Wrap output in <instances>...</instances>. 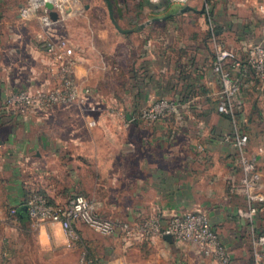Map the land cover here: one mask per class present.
<instances>
[{
    "label": "crops",
    "instance_id": "obj_1",
    "mask_svg": "<svg viewBox=\"0 0 264 264\" xmlns=\"http://www.w3.org/2000/svg\"><path fill=\"white\" fill-rule=\"evenodd\" d=\"M172 4L179 7L169 10ZM18 6L13 21L6 14L9 4L0 0V205L7 207L17 223L36 226L41 252L69 241L58 219L33 222L25 215L27 211L16 213L33 191L59 204L62 194L72 196L78 189L100 216L135 225L152 216L164 226L173 214L194 207L199 180L232 185L239 179L236 151L224 139L234 125L217 110L221 81L212 70L216 41L233 49L245 70L234 124L248 135L246 152L258 159L264 196V86L247 65L250 46L264 44V0H187L170 3L144 21L139 19L140 12L155 9L143 5L124 24L111 20L115 34L109 40L105 36L109 49L93 40L89 45L84 40L57 36L75 60L76 80L91 93L86 101L25 115L2 109L6 94L36 83L54 84L55 74L51 57L21 24L27 17L22 4ZM117 12L130 14L126 9ZM209 18L214 26L212 34ZM60 23L57 19L48 25ZM227 66L234 75L240 74L233 64ZM102 76L105 79L100 80ZM162 96L179 103L175 116L147 123L137 115L139 108ZM55 111L61 114L56 120L62 134L58 136L45 129V125H53L45 114ZM34 126L43 129L34 132ZM203 157L210 161L206 162L208 174L202 165L197 167ZM60 172L70 182L67 187L57 185L60 178L50 176ZM47 179L52 184H46ZM54 189H58V199ZM231 193L216 212L203 211L228 249L231 264H250L253 246L248 252L244 245L250 229L237 214L244 199L237 192L233 191L234 196ZM3 219L0 212V222ZM255 221L264 232V197ZM75 227L93 264H215L196 245L164 235L137 234L125 240L121 234H97L82 223ZM86 230L108 243L91 240ZM3 236L0 231V238ZM1 247V260L7 259L9 252L15 253L13 245L2 247V251Z\"/></svg>",
    "mask_w": 264,
    "mask_h": 264
},
{
    "label": "built area",
    "instance_id": "obj_2",
    "mask_svg": "<svg viewBox=\"0 0 264 264\" xmlns=\"http://www.w3.org/2000/svg\"><path fill=\"white\" fill-rule=\"evenodd\" d=\"M67 0H26L29 14L45 23L53 21L45 3L52 5L58 17L63 11V5ZM158 5L155 10H163L170 3H184L187 0H151ZM49 24V22H46ZM209 30L214 32V26L209 18ZM42 50L51 57L54 75V84L36 83L29 87L15 89L6 94L2 101V109L15 113H43L59 104L86 101L91 89L81 85L75 78V60L71 58L66 43L63 40L39 39ZM233 64L240 71L234 75L228 68ZM247 65L255 72V76L264 86V44L255 43L250 46ZM241 63L233 49L224 42L216 41L213 72L217 73L221 81V89L218 92L217 110L228 114L233 122V129L225 135L224 139L229 142L236 151L235 161L240 170V177L232 184V190L242 195L244 204L241 205L237 214L249 224L253 246V264H264V235L255 236L253 223L258 212L259 204L263 200L262 174L259 169L258 159L246 152L248 135L240 131L234 124L236 117L237 96L241 87L245 84L243 78L245 70L241 69ZM114 111V110H112ZM179 111V103L167 97H158L149 105L138 109L137 115L147 123L155 122L159 118L175 114ZM24 205L27 206L28 217L33 222L50 223L58 219L61 229L69 243L79 241L75 224L82 223L93 232L109 236L121 234L125 240L153 234H170L172 239L178 242H189L196 245L205 256L214 260L215 264H231V256L228 249L221 241L217 231L211 224L208 214L203 210H191L173 214L164 226L160 225L157 217H152L138 224L131 221H116L109 217L97 214L89 200L82 194L72 196L68 205L63 210H58L55 204L48 202L44 195L35 191L31 192ZM81 264H93V259L88 258L85 250L81 251Z\"/></svg>",
    "mask_w": 264,
    "mask_h": 264
},
{
    "label": "rangeland",
    "instance_id": "obj_3",
    "mask_svg": "<svg viewBox=\"0 0 264 264\" xmlns=\"http://www.w3.org/2000/svg\"><path fill=\"white\" fill-rule=\"evenodd\" d=\"M109 2L111 3V13L113 15V19L116 20L117 22L119 21L121 24L130 21V18H132L133 14L136 13L138 9L140 10V8L143 5H145L148 8V10L155 9V7L158 5L156 2H153L151 0H109ZM5 3L9 4L6 14L13 21L19 11L18 4H22L21 9H25L27 18L23 17L22 20L24 22L21 21L23 22L21 24L24 25L23 27H25L27 34L30 35L31 38H35L34 40H36V38L37 40H39L41 36H45V38L54 39L55 41H58L60 40V38H58L57 36H60L62 38L71 39L76 42H78V40L79 41L84 40L88 44L90 43L91 40H93L92 41L93 43L98 44L102 48L103 46L107 47L105 36L108 40L110 38L112 39L114 38L113 34L115 33L112 32L114 30L113 29L114 27L111 23V19L108 14L109 11L105 0H67L63 5V11L60 12V16L57 18L61 23L55 27H52L51 25H48L46 23L47 21L50 22V20L45 19V23H42L43 21L37 19L33 14L30 15L28 12V8L26 6V0H5ZM178 7L179 5L172 4L170 5L169 10H175ZM125 9L127 10L128 13L130 12V14L128 15L127 13L125 15L118 14L117 12L118 10H120V12L123 13ZM163 10H154L153 12L146 11L145 14L140 12V16H139V12L137 14L139 16V19L144 21L151 16L150 13L152 14L154 12H160ZM114 42L116 43V41ZM114 46L115 45H113V48ZM110 48H112L111 45ZM99 79L100 80L105 79V76H102V78ZM21 115H25V114L22 113ZM45 117L46 119H49L51 123H53V125L50 126L45 125V129H49L52 133V136L54 135L58 136L60 131H58L59 128L56 120L61 118V114L55 111L53 115L45 114ZM38 129H43V127L41 126L33 127L34 132L37 131ZM81 131L82 129L79 130L78 132ZM202 150L203 147L201 146V151ZM56 159L59 160L58 157ZM202 159L203 161L198 162L197 167L199 166V168H201L202 165L203 166L202 169L206 170V174H208L206 169V162L209 164L210 161L208 158L203 157ZM60 163L61 161H59V165ZM211 163H215V162L212 161L211 159ZM220 163L225 167L224 162L220 161ZM82 166L84 167L83 164ZM88 173L89 172L87 171L86 174ZM50 176L52 178L54 177V179L57 177L60 178L57 179L56 182L59 181L60 184L57 185L61 187L63 186L67 187L66 184L68 183L70 184L69 181L64 180L65 175L61 172L58 174L57 173L50 174ZM46 181L48 182L46 184H52L51 180L47 179ZM202 181L199 180L198 183H196L197 184L196 192L195 194H193V200L195 203L194 207L185 211L208 210L210 212H214V211L216 212V210L219 208L218 206L225 203V199H224L225 196H228L230 192H232L231 196H234L231 184L228 185L226 183L223 184L219 182L212 185L211 182L208 181L204 182V179ZM57 190L58 189L53 190L56 199H58L59 197L56 196L58 195L56 193ZM72 193H73L72 196L76 194L84 195V193L78 189L74 190ZM70 196L62 194L58 201L59 204L54 203L56 208L58 210L65 209L66 206L68 205L69 199L72 197ZM84 196L90 202L88 196L86 195ZM0 212L4 216V219L1 220L0 222V231H2L4 234V236L0 238V246L9 247L13 245V247L15 248L14 249L15 253L9 252V257L7 259L1 257L2 259H5V260L0 259L1 264H81L80 257H81V251L83 250L82 248L83 245H80L79 241L74 242L73 244L72 243L70 244L68 242L66 243V245L60 248H55V249L52 248L49 250L45 249V253H43L40 250L41 245L39 242V237H38V233L36 232L35 225H31L29 223L26 224L17 223L16 221L12 220L11 219L12 216L9 214L7 207L5 208L4 206L0 205ZM151 217L152 216H149L146 219H149ZM85 233L87 236H89L91 240L98 241L103 245L108 243L107 240H103L101 238L99 239L96 235H94V233H90L87 230L85 231ZM244 245L248 250V252H249V247H251L252 249L251 235L247 237V243H244ZM2 247H1V251L3 250ZM8 250L10 251L11 249L8 248ZM6 251L4 254H8V252ZM150 258L153 259L154 254L151 255Z\"/></svg>",
    "mask_w": 264,
    "mask_h": 264
},
{
    "label": "water",
    "instance_id": "obj_4",
    "mask_svg": "<svg viewBox=\"0 0 264 264\" xmlns=\"http://www.w3.org/2000/svg\"><path fill=\"white\" fill-rule=\"evenodd\" d=\"M105 2H106V5H107V8H108V11H109L110 19L114 22V19H113L112 13H111V3L109 2V0H105ZM45 6H46L48 9H50V12H49V16H50V18H51L53 21L57 20L58 15H57V13H56L54 10H52V5H51L49 2H47V3H45ZM43 138H44V137H43ZM44 139H45V138H44ZM46 142H47V141H46V139H45V144H46ZM21 211H27V206H26V205H22V206H20V207L18 208V212H21ZM164 237H165L166 239H169V240L172 239L170 234H165Z\"/></svg>",
    "mask_w": 264,
    "mask_h": 264
},
{
    "label": "trees",
    "instance_id": "obj_5",
    "mask_svg": "<svg viewBox=\"0 0 264 264\" xmlns=\"http://www.w3.org/2000/svg\"><path fill=\"white\" fill-rule=\"evenodd\" d=\"M210 31V30H209ZM210 34H212L211 33V31L209 32ZM224 114V113H223ZM225 115H227L228 116V118L230 119V116L228 115V114H225ZM37 193H41L40 191L39 192H37ZM43 194V193H42ZM44 196H45V198L48 200V202H50V203H53L52 202V200L46 195V194H43ZM27 197L28 196H26V198H25V201H26V199H27ZM25 203V202H24ZM16 213H19L18 212V208L16 209ZM25 215H27V217H28V213L26 212V214ZM29 218V217H28ZM256 221H254V223H253V233L255 234V236H261V235H264V232L263 231H260L257 227H256ZM248 229H249V224H248ZM250 264H253V258H252V261H251V263Z\"/></svg>",
    "mask_w": 264,
    "mask_h": 264
}]
</instances>
